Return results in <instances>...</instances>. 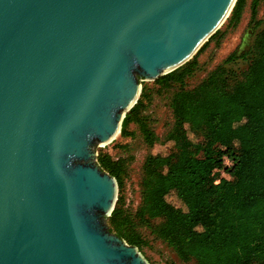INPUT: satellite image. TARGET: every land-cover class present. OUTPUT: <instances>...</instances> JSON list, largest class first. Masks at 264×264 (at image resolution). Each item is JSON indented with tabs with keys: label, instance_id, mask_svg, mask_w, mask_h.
Returning <instances> with one entry per match:
<instances>
[{
	"label": "water",
	"instance_id": "95a60500",
	"mask_svg": "<svg viewBox=\"0 0 264 264\" xmlns=\"http://www.w3.org/2000/svg\"><path fill=\"white\" fill-rule=\"evenodd\" d=\"M234 2L0 0V264H149L109 230L97 147Z\"/></svg>",
	"mask_w": 264,
	"mask_h": 264
},
{
	"label": "trees",
	"instance_id": "16d2710c",
	"mask_svg": "<svg viewBox=\"0 0 264 264\" xmlns=\"http://www.w3.org/2000/svg\"><path fill=\"white\" fill-rule=\"evenodd\" d=\"M261 0H250L239 43L205 74L199 55L220 45L242 16L246 0H235L217 28L178 67L141 81L136 102L125 113L119 139L97 147L100 168L114 176L117 198L107 216L109 230L142 250L146 232L167 244L184 263L264 264V21ZM165 100L168 120L161 136L148 106ZM130 124L134 127L130 128ZM134 129L147 145L169 142L163 153H147L137 180L138 202L126 201L129 143ZM110 144V146L108 145ZM230 164L227 165L224 159ZM173 194L180 205L167 199Z\"/></svg>",
	"mask_w": 264,
	"mask_h": 264
},
{
	"label": "rangeland",
	"instance_id": "374dc122",
	"mask_svg": "<svg viewBox=\"0 0 264 264\" xmlns=\"http://www.w3.org/2000/svg\"><path fill=\"white\" fill-rule=\"evenodd\" d=\"M250 0H246V4L238 25L227 32L225 37L220 42V45L213 47L210 43L209 46L199 55L198 60L201 64V69L198 70L195 75L189 80L190 83L195 82L197 79L202 77L206 70L210 69L216 62H218L224 55L231 50L235 45H237L242 38L243 29L245 28V23L248 17V4ZM258 17H262L264 21V0H261L258 6ZM221 28L223 25L221 24ZM148 112L150 117L153 119L152 127L155 133L159 136L164 133L165 123L168 120V109L165 104V100L157 95H154L149 106ZM134 125L130 124V128ZM114 139H119L118 135ZM124 141L129 143V180H128V198L130 201L137 200L138 190H137V180L140 172V164L143 157L147 153H163L169 146V142H159L156 141L153 145H147L137 129H134L133 137L125 138ZM110 146V144H108ZM224 162L229 165L230 161L225 158ZM167 199L175 205H180L178 199L170 194ZM146 237L148 239V245L145 246L141 253L147 259L149 264H194L192 262L184 263L182 262L175 252L163 241L158 238H153L151 234L146 232Z\"/></svg>",
	"mask_w": 264,
	"mask_h": 264
},
{
	"label": "built area",
	"instance_id": "2783aa9c",
	"mask_svg": "<svg viewBox=\"0 0 264 264\" xmlns=\"http://www.w3.org/2000/svg\"><path fill=\"white\" fill-rule=\"evenodd\" d=\"M128 180L129 178L126 180L125 182V187H124V192H125V196H126V201L127 203H129L131 206H135L138 202V195H137V200L135 201V203L133 201H130V199L128 198V193H127V189H128ZM128 184V185H127Z\"/></svg>",
	"mask_w": 264,
	"mask_h": 264
},
{
	"label": "bare ground",
	"instance_id": "6f19581e",
	"mask_svg": "<svg viewBox=\"0 0 264 264\" xmlns=\"http://www.w3.org/2000/svg\"><path fill=\"white\" fill-rule=\"evenodd\" d=\"M115 137H116V136H115ZM115 137H114V138H115ZM114 138H113V139H114ZM113 139H112V140H113Z\"/></svg>",
	"mask_w": 264,
	"mask_h": 264
}]
</instances>
